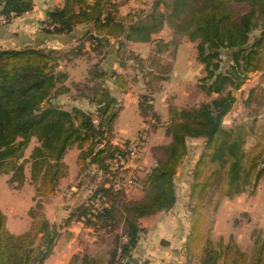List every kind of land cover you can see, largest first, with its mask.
I'll return each mask as SVG.
<instances>
[{"label": "trees", "instance_id": "16d2710c", "mask_svg": "<svg viewBox=\"0 0 264 264\" xmlns=\"http://www.w3.org/2000/svg\"><path fill=\"white\" fill-rule=\"evenodd\" d=\"M119 6L118 0H65L62 7L47 12L46 20L56 24L53 30L43 29L61 35L71 33L78 25H88L83 39L90 43L91 50L102 55L111 45L110 40H114L120 59L126 42H151L166 25L176 37L156 41L155 52L175 49L181 37L196 42V57L206 73L201 88L216 96L197 106L180 109L169 106L170 141L159 146L164 157L141 180L146 192L142 199L125 201L124 190L99 187L92 198L109 194L107 205L93 212L88 204H80L64 219L61 227L76 217L107 230L121 222L107 261L82 253L72 255L69 264H136L138 259L133 253L143 231L139 219L173 207L174 175L188 154V140L199 138L204 139L205 145L193 173L190 227L185 242L187 258L197 255L195 264H264L261 231L254 235L249 252L242 251L232 239L227 243L221 239L215 246L205 233L203 211L208 189L219 188L224 177L228 186L221 195L240 192L246 185L254 187L264 179V134L251 147H244L247 137L255 132L256 118L249 126L223 125V117L236 101L233 90L243 84L248 74L264 71V0H153L144 15L141 11L122 15ZM32 7L33 0H0V13H13L14 17ZM83 46L80 43L62 56H70L72 52L76 56L82 53ZM57 53L35 46L0 50V175L11 173V182H22L28 163L38 198L36 207L29 210L31 225L20 234L8 230L6 216L0 209V264H44L52 254L58 227L43 217L39 209L41 201L54 195L58 183L67 175L63 157L68 149L79 150L76 158L79 171L93 165L108 172V160L114 153H125L116 146L111 149L107 137L113 132L118 114L117 100L104 86L111 75L96 64L89 68L86 80L75 85L78 97L93 103L95 112L78 106L62 108L53 104L52 98L69 92L70 88L63 84L66 73L56 70L62 58ZM119 63L125 65L123 60ZM164 69L168 72L170 67H156L148 74L163 81ZM113 77L115 84L125 90L124 75L114 73ZM146 103L143 94L140 101L143 115ZM32 138L36 145L29 157L23 158ZM213 162L218 163V169L206 175L205 167Z\"/></svg>", "mask_w": 264, "mask_h": 264}, {"label": "rangeland", "instance_id": "374dc122", "mask_svg": "<svg viewBox=\"0 0 264 264\" xmlns=\"http://www.w3.org/2000/svg\"><path fill=\"white\" fill-rule=\"evenodd\" d=\"M136 1L138 6L134 7V5L130 11H141L144 15L150 10V3L153 0ZM159 34L161 37L158 41L176 37L173 30L166 25L160 33L153 37L155 38V36ZM184 40L186 39L181 37L178 44L176 55L179 68L174 75H172V70L175 59V49L172 47L170 52L156 55L155 41V43L151 41L148 44H143V42L139 41H132V43L127 42L124 46L122 56L120 59L118 57V60H123V62L125 60L131 63L130 66L132 70L128 71V77L132 81L131 87H135V81H139L143 73L145 78H148L151 87L155 89L154 95H150L151 93L148 91L141 94H139V92L137 98L140 100L142 94H145L147 101L158 97L161 99L160 103L163 104L162 108L153 110L154 104L147 102L145 115H143V110L139 106L141 114L143 117H147V119L144 121V128L138 131L133 139L119 137L115 124L112 134L107 136L111 144V149L116 146L123 150L133 143H138L141 150L140 159L136 162L138 164L137 185L125 191V193L122 194V200H139L146 195V192L142 190L141 180L148 170L159 159L164 157L163 151L159 146L165 145L170 141V135L167 132V126L169 124V106L172 105L179 109L197 106L202 102L210 101L216 96L210 90L201 88L203 83L202 79L206 73L203 64L198 60L197 62L202 66L201 70H199L197 66L196 71L194 70L195 73L192 79H186L184 82L178 81V78L183 76L184 70L186 71L183 67L187 66L189 58L195 60L194 55H196L193 46ZM186 43L187 45H185ZM85 44L86 43H84V45ZM193 44L194 47H196V42ZM89 47H91V45H89ZM135 52H139L138 54H142L143 57L140 58L138 55H135ZM64 53L65 52L62 51H58L57 53L62 58L58 60L56 70L66 73L67 79L63 84L69 86L70 91L52 98V103L62 108L70 109L74 101H72L71 98L73 99L79 96V90L76 89L75 85L77 83H83L86 77L80 79L81 81L79 79L78 81H74L76 76L68 73L67 67L75 61L77 55L75 56V53L72 52L70 56H62ZM81 57L84 58L85 56ZM81 57L76 60L82 59ZM100 58H102L101 55L94 52L93 56L88 60V62L91 61L89 67L98 64ZM222 58H224V56ZM223 63L222 65H224ZM156 67H170L168 72L166 71L167 69H164L165 78L163 81L152 79L151 75L148 74L154 71ZM171 77H173V79ZM130 80H128V82ZM233 94L236 101L232 109L223 117V125L228 127L244 123L249 126L252 124L253 119L256 118L254 127L255 132L250 134L246 139L244 147L247 149L256 142L257 137H261L264 134V71L248 74L243 84L238 89L233 90ZM80 98L81 97H79V99ZM255 134L257 135L255 136ZM35 145L36 140L32 138L24 149L23 158L29 157ZM204 145V139L202 138L188 140V154L184 157L174 175L178 207L185 211L189 218L193 173L196 162L204 150ZM73 152L75 151L72 150V156L74 154ZM71 158V154H69L66 158L67 162H69ZM66 168L67 175L59 183L58 191L66 190L67 194L71 192L72 201H70L67 206L66 200H62L64 196L60 193V196H58L56 200H53V198L42 200L39 209L40 214L48 219L51 224L58 227L59 232L54 251L44 264H69L72 255L82 253H88L107 261L114 236L121 230V222L110 230L93 227L92 225L86 224L83 218L76 220V217H74L67 226L61 227L60 225L64 224V217L75 212L76 207L80 204H88L93 212L100 210L103 206L108 204L110 198L109 194H97L94 198H92V196L99 187L109 188V171L103 172L93 165H90L89 168L83 171H79V168L78 170L70 169L67 164ZM217 169V162L209 163L205 167V171H207L206 175ZM24 171L25 175L22 182H11V173L0 175V209L6 216V226L8 230L14 234H20L29 229L32 222L29 210L31 207H36L38 199L34 196L35 189L31 183L28 163L25 164ZM226 180L227 179L224 177V181L219 188L211 187L208 189V198L203 210L205 213V233L211 238L215 246L218 245L221 239L224 243H227L230 239L236 243L235 239L237 237L238 242L236 244L239 248L242 251L249 252L252 246V239L256 232L261 231V234L264 235V179L260 180L254 187L246 185L240 192L231 195H221L223 194V189L228 186L227 182H225ZM71 185L78 189L75 190L74 188L71 190ZM198 191L199 188L196 190L194 196L197 197ZM75 194L77 195L75 196ZM71 202L73 204L72 206L70 205ZM57 203L58 205H55ZM62 205L67 206L65 212H62L59 207ZM56 206L58 208H56ZM78 221L82 224L77 223ZM231 231H234L235 234L230 233ZM183 262L186 264H195L198 262V256L195 255L192 258H187L184 254Z\"/></svg>", "mask_w": 264, "mask_h": 264}, {"label": "crops", "instance_id": "0c3cea01", "mask_svg": "<svg viewBox=\"0 0 264 264\" xmlns=\"http://www.w3.org/2000/svg\"><path fill=\"white\" fill-rule=\"evenodd\" d=\"M64 1L65 0H33V7L29 12L14 17L7 24H0V50L35 46L39 48L54 49L60 52H66L80 43H86L82 48V53L78 54L75 58V61H73V63H71L67 67L68 73L76 76V80L74 79V81H78V79L80 80L87 76L88 70L90 68L89 65L91 64V61L88 62V60L93 56L94 53V51L91 50V47H89V42L83 39L89 26L86 25V27H83L84 24H81L78 25L71 33L61 35L46 33L43 29V23L47 19V12L52 8L62 7ZM88 1L92 2L93 0ZM118 2H120L119 12L122 15L128 13L134 5V7L138 6L136 0H129L128 2L118 0ZM160 37V34L155 36V38L153 37L154 40L152 42L155 43L156 41H158V39H160ZM171 38L172 37L167 38L164 41H169L171 40ZM110 41L111 45L105 48V51L101 55L102 58H100L98 64L103 70L111 75V77H109V79L105 81L104 86L107 87L111 95L116 98L117 106H119L117 107L118 114L115 121L117 135L122 138L133 139L137 135L138 131H141L142 128H144V121H146L147 119V117H143L140 112L139 106L141 99L139 100L137 98V95L139 92V94H141L145 93L146 91L150 92V95H154L155 89L151 87L148 82V78H145V75L143 73L141 74L140 80L135 81V87H131L132 81L128 77V71L132 70V67L130 66L131 63L124 60L125 65H120L117 57V43L114 40ZM184 41L190 43L196 51V47H194L193 44L194 42H190L188 40ZM128 43H132V41H128ZM148 43L149 42H143V44ZM187 43L185 45H187ZM177 48L178 45L175 48V59L172 75L176 74L178 71L177 69L179 68V66L177 65ZM168 52L170 51L158 54L161 55ZM138 53L135 52V55H138L140 58L143 57L142 54ZM81 56L85 57L82 58ZM194 56L195 60L189 58L187 66L183 67L186 69V71L184 70L183 76L181 78L179 77L178 81L184 82L186 81V79H192L195 73L194 70L196 71L197 66V68L201 70L202 66L197 62V54ZM80 57L82 59L76 60ZM114 73L124 75L126 79L125 90H122L115 84L113 77ZM171 78L173 79V77ZM128 80L130 81L128 82ZM80 99L79 97H74L73 99L71 98L72 101L74 100L72 106H78L86 111L95 112V105L93 103L89 102L86 98ZM160 100L161 99L156 97L153 100L149 99L147 102L153 103V110H156L163 107V104L160 103ZM72 150L75 151L73 152V156ZM78 153L79 150L75 147L68 149L65 152L63 160L68 165V168L70 167V169L72 168L73 170H78L76 163ZM69 154H71L72 158L69 162H67L66 158ZM74 188L75 190L78 189L73 185L70 186L71 190ZM65 191L59 192L57 187L54 195H52L48 199L53 198V200H56L58 199V196H60V193H62V196H64L62 200H66V204L68 206L70 201H72V196L70 195L71 192L67 194V191ZM76 195L77 194H75V196ZM55 205H58V203ZM70 205H73L72 202ZM67 206L62 205L59 207L62 212H65V208H67ZM56 208L58 207L56 206ZM189 219L190 218L188 214L178 207L177 196L175 204L169 210L160 211L152 215L141 217L139 219V223L143 228V231H141L139 234L137 246L133 253L134 257L138 260H141L142 262H146L147 264H186L183 262V259L184 254L186 256L185 242L189 231ZM77 223L81 222L78 221ZM230 233L235 234L234 231H231ZM235 240L237 243L238 238L236 237ZM48 258L45 260V262L48 260Z\"/></svg>", "mask_w": 264, "mask_h": 264}, {"label": "built area", "instance_id": "2783aa9c", "mask_svg": "<svg viewBox=\"0 0 264 264\" xmlns=\"http://www.w3.org/2000/svg\"><path fill=\"white\" fill-rule=\"evenodd\" d=\"M14 18V14L10 13L5 15L0 13V24L4 25L9 23ZM56 24L45 20L43 27L53 30ZM94 124L98 123L96 118L93 119ZM124 154L121 152H115L113 157L108 160L109 164V178L110 184L114 190H130L137 185V160L140 159L141 150L138 143H133L127 148L123 149ZM142 261L138 260L136 264H141Z\"/></svg>", "mask_w": 264, "mask_h": 264}, {"label": "water", "instance_id": "95a60500", "mask_svg": "<svg viewBox=\"0 0 264 264\" xmlns=\"http://www.w3.org/2000/svg\"><path fill=\"white\" fill-rule=\"evenodd\" d=\"M83 27H86V25H84Z\"/></svg>", "mask_w": 264, "mask_h": 264}]
</instances>
